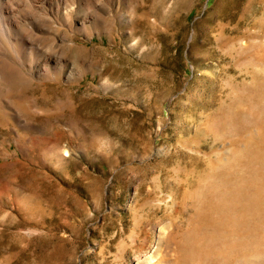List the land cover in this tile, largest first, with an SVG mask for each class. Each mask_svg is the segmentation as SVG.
I'll return each mask as SVG.
<instances>
[{"label": "rangeland", "instance_id": "obj_1", "mask_svg": "<svg viewBox=\"0 0 264 264\" xmlns=\"http://www.w3.org/2000/svg\"><path fill=\"white\" fill-rule=\"evenodd\" d=\"M70 2L1 36L0 264H264V0Z\"/></svg>", "mask_w": 264, "mask_h": 264}, {"label": "bare ground", "instance_id": "obj_2", "mask_svg": "<svg viewBox=\"0 0 264 264\" xmlns=\"http://www.w3.org/2000/svg\"><path fill=\"white\" fill-rule=\"evenodd\" d=\"M94 4L101 11L105 9L103 0H94ZM46 6L51 8L50 15L52 16L50 17L39 14ZM75 8L70 0H0V40H3V37L7 43H10L12 53L16 58H23L27 55L34 59L42 57L48 63L52 58V54L49 52H52L57 46L56 40L53 39L50 42L48 40V44L45 43L43 46V40L46 41L47 38L40 37L34 32L56 35L59 29L50 25L52 19L59 16L64 23H67L72 19ZM25 22L29 23L33 30L29 35L22 30ZM28 37L30 41L27 39ZM15 40H20L18 48L12 43ZM1 52L6 53V51L0 50V54ZM18 71L19 69L12 64L8 57H0V79L13 78L18 75Z\"/></svg>", "mask_w": 264, "mask_h": 264}]
</instances>
